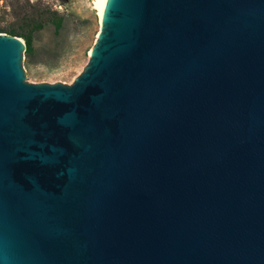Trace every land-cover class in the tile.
<instances>
[{"label":"water","instance_id":"1","mask_svg":"<svg viewBox=\"0 0 264 264\" xmlns=\"http://www.w3.org/2000/svg\"><path fill=\"white\" fill-rule=\"evenodd\" d=\"M0 33V264H264V0H105L72 82Z\"/></svg>","mask_w":264,"mask_h":264},{"label":"rangeland","instance_id":"2","mask_svg":"<svg viewBox=\"0 0 264 264\" xmlns=\"http://www.w3.org/2000/svg\"><path fill=\"white\" fill-rule=\"evenodd\" d=\"M92 0H0V30L10 35L30 31L31 49L22 54L21 66L29 83L69 84L80 73L98 31ZM55 12L62 27L44 23L32 29L30 18ZM23 40L21 37L16 36Z\"/></svg>","mask_w":264,"mask_h":264},{"label":"trees","instance_id":"3","mask_svg":"<svg viewBox=\"0 0 264 264\" xmlns=\"http://www.w3.org/2000/svg\"><path fill=\"white\" fill-rule=\"evenodd\" d=\"M31 23L33 24V29L39 28L42 24L44 23H50L52 24L56 29L62 27V18H60L55 12H49L47 14H43L41 18H30ZM0 32H3L0 30ZM13 30L11 28L8 29V33L11 34ZM15 36H19L23 39L24 42V52L25 54H28V52L31 49L30 42H31V37H30V31L26 33H21L19 32L18 34H15Z\"/></svg>","mask_w":264,"mask_h":264},{"label":"bare ground","instance_id":"4","mask_svg":"<svg viewBox=\"0 0 264 264\" xmlns=\"http://www.w3.org/2000/svg\"><path fill=\"white\" fill-rule=\"evenodd\" d=\"M105 0H92L91 4L96 11L97 17L100 20L101 11ZM99 22V21H98Z\"/></svg>","mask_w":264,"mask_h":264}]
</instances>
